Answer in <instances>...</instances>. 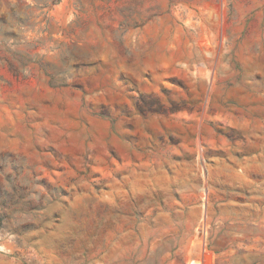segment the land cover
Masks as SVG:
<instances>
[{"label": "rangeland", "instance_id": "1", "mask_svg": "<svg viewBox=\"0 0 264 264\" xmlns=\"http://www.w3.org/2000/svg\"><path fill=\"white\" fill-rule=\"evenodd\" d=\"M0 264H264V0H0Z\"/></svg>", "mask_w": 264, "mask_h": 264}]
</instances>
